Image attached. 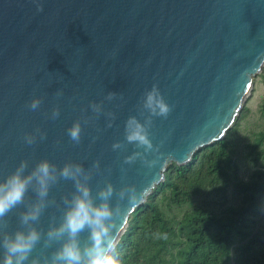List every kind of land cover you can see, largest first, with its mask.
Segmentation results:
<instances>
[{
  "label": "water",
  "instance_id": "95a60500",
  "mask_svg": "<svg viewBox=\"0 0 264 264\" xmlns=\"http://www.w3.org/2000/svg\"><path fill=\"white\" fill-rule=\"evenodd\" d=\"M263 66L264 0H0V179L22 160L29 170L43 159L86 170L99 160L93 195L106 181L144 192L133 204L113 198L121 209L114 225L119 240L170 163L186 164L225 137ZM154 84L172 108L166 119L153 117L150 138L160 148L148 159L157 162L125 164L137 149L129 144L113 151L112 144L124 141L130 116L143 121L138 106ZM109 93H115L110 101ZM33 98L42 100L35 111L28 107ZM93 102H102L98 116ZM77 120L79 144L67 134ZM26 134L35 135V143L27 144ZM74 191L70 180L53 185L49 198L56 204L36 226L46 231L58 224L62 198ZM34 200L30 189L26 204ZM26 204L9 213L8 232L20 227ZM57 246L44 249L41 242L32 255L50 256Z\"/></svg>",
  "mask_w": 264,
  "mask_h": 264
},
{
  "label": "trees",
  "instance_id": "16d2710c",
  "mask_svg": "<svg viewBox=\"0 0 264 264\" xmlns=\"http://www.w3.org/2000/svg\"><path fill=\"white\" fill-rule=\"evenodd\" d=\"M240 111L222 140L168 165L130 214L119 264H264V119L243 131L253 110Z\"/></svg>",
  "mask_w": 264,
  "mask_h": 264
},
{
  "label": "clouds",
  "instance_id": "9594fccd",
  "mask_svg": "<svg viewBox=\"0 0 264 264\" xmlns=\"http://www.w3.org/2000/svg\"><path fill=\"white\" fill-rule=\"evenodd\" d=\"M37 11H43V5H37ZM62 93L58 92L57 95ZM115 93H109L107 100H112ZM40 98H33L28 107L35 111L41 105ZM92 112L97 116L102 112V102L90 104ZM143 121L137 116H130L124 125V141L112 144L113 151L126 150L133 145L137 150L124 159L125 164H132L139 159L144 165L152 167L156 160L148 159L149 154H157L160 145H154L150 138L153 117L167 118L172 111L165 101L157 85L145 92L138 106ZM147 113V115H145ZM60 114L54 108L53 119ZM114 118L113 113H107ZM88 119H85V123ZM109 121L108 127H111ZM39 132V130H37ZM70 140L76 144L81 141L82 127L79 120L67 129ZM41 139L44 134L40 133ZM27 144L35 143L36 136L26 134ZM162 143V142H161ZM97 160L91 169L86 170L82 164L67 162L62 167L47 159L40 160L29 170V162L22 160L16 169L5 178L0 179V249L3 250L0 264H119L116 259L118 237L114 225L121 215L119 203L127 200L129 204L138 201L144 192H137L134 186L123 185L117 190L112 182L106 181L93 195L90 180L93 173L99 171ZM61 179L73 182L75 191L71 196L65 195L60 222L54 221L47 230L38 228L41 216L53 204L55 199L49 198L50 189ZM35 193V200L26 204L25 197L29 190ZM26 204V210L19 213L20 227L8 232L7 217L14 209ZM87 233L82 239V234ZM166 238V237H164ZM44 249L58 245L51 255L33 256L38 244Z\"/></svg>",
  "mask_w": 264,
  "mask_h": 264
},
{
  "label": "rangeland",
  "instance_id": "374dc122",
  "mask_svg": "<svg viewBox=\"0 0 264 264\" xmlns=\"http://www.w3.org/2000/svg\"><path fill=\"white\" fill-rule=\"evenodd\" d=\"M261 71L254 76L252 90L245 101V104H247L253 111L250 112L243 122V131L250 130L253 124H257L259 118L264 119V109L261 108V105L264 103V76L262 75L264 73V66Z\"/></svg>",
  "mask_w": 264,
  "mask_h": 264
}]
</instances>
